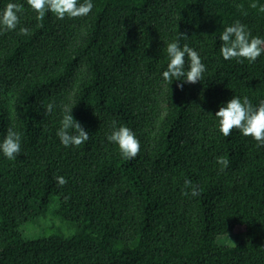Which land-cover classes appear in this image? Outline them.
<instances>
[{
    "label": "trees",
    "instance_id": "obj_1",
    "mask_svg": "<svg viewBox=\"0 0 264 264\" xmlns=\"http://www.w3.org/2000/svg\"><path fill=\"white\" fill-rule=\"evenodd\" d=\"M9 2L24 11L0 29V142L12 128L21 150L0 153V264H264V146L223 136L214 118L234 96L264 100V53L249 63L219 52L237 20L264 38L253 0H91L87 16L43 21L26 0L0 10ZM179 34L206 68L182 89L162 78ZM65 105L90 135L78 147L56 135ZM113 121L139 140L135 158L108 141ZM186 180L198 196L183 194ZM240 227L245 241L216 244Z\"/></svg>",
    "mask_w": 264,
    "mask_h": 264
},
{
    "label": "clouds",
    "instance_id": "obj_2",
    "mask_svg": "<svg viewBox=\"0 0 264 264\" xmlns=\"http://www.w3.org/2000/svg\"><path fill=\"white\" fill-rule=\"evenodd\" d=\"M26 4L37 13L36 19L43 21L46 13H52L57 19L63 20L68 18H78L87 16L93 4L91 0H26ZM239 11H243V5L236 6ZM252 9H258L264 13V5H259L253 0L249 5ZM24 11V5L20 3L9 2L0 10V29L4 31L15 30L20 23V13ZM247 15L246 12L243 13ZM42 27V24L40 25ZM30 30L26 27H20L18 35L27 36ZM186 34H179L176 41L169 43L166 48L167 67L162 73L165 82L172 83L178 81V88H183L184 83L196 84L202 79L205 72V65L202 63L200 55L187 44L181 46L179 39H187ZM222 42L219 48L220 55L224 60H233L242 62L247 60L249 63L254 62L264 53V38L252 36L246 26L240 21H234L231 25L226 26L219 36ZM187 58V69L185 68ZM54 105L49 103L46 106L45 114L52 112ZM73 107L63 106V118L60 121L61 127L56 135L59 137L63 146L78 147L86 142L90 135L84 130L82 125L75 121L70 114ZM217 121L219 132L228 137L233 129L245 137H251L257 146H264V100H261L258 106H254L248 97L234 96L226 105L219 106L214 116ZM109 142L118 146V149L125 159H133L140 152V142L135 134L126 126L117 127L113 121L112 131L107 136ZM21 150V135L12 128L7 130L2 142H0V153L9 160H15ZM220 171H224L229 166V160L223 156L216 158ZM58 186H64L67 180L63 176L55 177ZM184 195L193 197L200 194V190L192 184L190 180L185 181ZM229 240V239H228ZM233 247L235 244L229 240Z\"/></svg>",
    "mask_w": 264,
    "mask_h": 264
},
{
    "label": "rangeland",
    "instance_id": "obj_3",
    "mask_svg": "<svg viewBox=\"0 0 264 264\" xmlns=\"http://www.w3.org/2000/svg\"><path fill=\"white\" fill-rule=\"evenodd\" d=\"M54 210V205H52L49 209L50 212H52ZM46 221L44 220H40L39 221V224H45ZM57 224H60L59 221ZM37 226L38 225H35V226H31V227H27V228H30V233H35L37 231ZM26 229V228H25ZM26 233V232H25ZM67 233V232H66ZM65 233V234H66ZM232 241L235 246L238 245L240 242H243L246 240V234H245V230L243 227H240V228H236L233 233L229 236H222V237H218L216 239V244L218 246H221V247H228V248H231L233 247L232 244L229 242V240Z\"/></svg>",
    "mask_w": 264,
    "mask_h": 264
}]
</instances>
